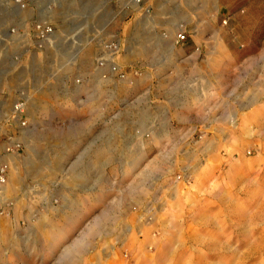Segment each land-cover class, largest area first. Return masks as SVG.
<instances>
[{
	"label": "rangeland",
	"instance_id": "obj_1",
	"mask_svg": "<svg viewBox=\"0 0 264 264\" xmlns=\"http://www.w3.org/2000/svg\"><path fill=\"white\" fill-rule=\"evenodd\" d=\"M260 75L264 0H0V264H264L258 120L178 119Z\"/></svg>",
	"mask_w": 264,
	"mask_h": 264
},
{
	"label": "crops",
	"instance_id": "obj_2",
	"mask_svg": "<svg viewBox=\"0 0 264 264\" xmlns=\"http://www.w3.org/2000/svg\"><path fill=\"white\" fill-rule=\"evenodd\" d=\"M232 80L228 81L227 78L224 82H220L219 79L216 83H202L200 87L190 92L189 99L191 100L184 106V110L180 112L181 117L178 119L187 122L193 120L203 122L209 114L212 118L216 117V120L222 122H230V119L234 121L244 119L247 122L258 120V127L251 129V135L248 138L252 144L258 138L261 140L260 143L263 146L260 154H262L264 153V77L260 75L257 81L250 78V82H246L244 78L242 81L239 80L240 83L237 78ZM241 114L242 118L238 117ZM213 149L209 148L207 151ZM258 203L259 209H264V194H261Z\"/></svg>",
	"mask_w": 264,
	"mask_h": 264
},
{
	"label": "built area",
	"instance_id": "obj_3",
	"mask_svg": "<svg viewBox=\"0 0 264 264\" xmlns=\"http://www.w3.org/2000/svg\"><path fill=\"white\" fill-rule=\"evenodd\" d=\"M184 40V35L183 34H178L176 36V42L182 41ZM18 108H20V106H18Z\"/></svg>",
	"mask_w": 264,
	"mask_h": 264
},
{
	"label": "bare ground",
	"instance_id": "obj_4",
	"mask_svg": "<svg viewBox=\"0 0 264 264\" xmlns=\"http://www.w3.org/2000/svg\"><path fill=\"white\" fill-rule=\"evenodd\" d=\"M41 27H42V26H41ZM41 27H40V28H41ZM37 28H38V27H37ZM1 179H2V178H1ZM1 181H2V180H1ZM4 191H5V190H4Z\"/></svg>",
	"mask_w": 264,
	"mask_h": 264
}]
</instances>
